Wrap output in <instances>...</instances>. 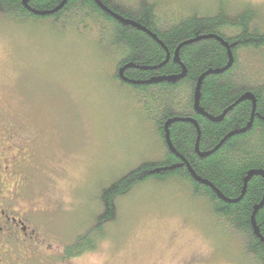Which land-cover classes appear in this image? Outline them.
<instances>
[{
  "label": "trees",
  "instance_id": "1",
  "mask_svg": "<svg viewBox=\"0 0 264 264\" xmlns=\"http://www.w3.org/2000/svg\"><path fill=\"white\" fill-rule=\"evenodd\" d=\"M63 2L0 0V23L94 35L95 45L110 52L109 84L130 106L146 144L134 164L98 185V213L65 255L95 251L117 221L119 199L153 184L200 206L247 264H264V176L245 184L251 173H264V7L238 0H207L204 7L179 0ZM246 94L254 97V113L251 101L240 102Z\"/></svg>",
  "mask_w": 264,
  "mask_h": 264
},
{
  "label": "rangeland",
  "instance_id": "2",
  "mask_svg": "<svg viewBox=\"0 0 264 264\" xmlns=\"http://www.w3.org/2000/svg\"><path fill=\"white\" fill-rule=\"evenodd\" d=\"M179 1L204 7L207 0ZM95 39L0 23V108L38 137L42 164L49 161L47 215L59 246L98 213V185L146 150L133 111L109 84L110 52ZM118 208L107 237L73 264H247L200 206L153 184L135 187Z\"/></svg>",
  "mask_w": 264,
  "mask_h": 264
},
{
  "label": "flooded vegetation",
  "instance_id": "3",
  "mask_svg": "<svg viewBox=\"0 0 264 264\" xmlns=\"http://www.w3.org/2000/svg\"><path fill=\"white\" fill-rule=\"evenodd\" d=\"M38 140L0 108V264H73L84 256L68 258L69 244H57L47 215L49 161L42 164Z\"/></svg>",
  "mask_w": 264,
  "mask_h": 264
},
{
  "label": "water",
  "instance_id": "4",
  "mask_svg": "<svg viewBox=\"0 0 264 264\" xmlns=\"http://www.w3.org/2000/svg\"><path fill=\"white\" fill-rule=\"evenodd\" d=\"M29 0H23V5H27V2H28ZM66 3V0H64V2H63V5ZM39 15H45V14H39ZM120 19V18H119ZM231 63H232V61L230 60V63H229V65H228V67L226 68V69H228L230 66H231ZM184 75H185V72H184V74L181 76V77H184ZM203 79V77L201 78V79H199V81H198V84H197V87H196V91H195V98H196V100H195V108L196 109H198V98H199V87H200V83H201V80ZM243 101H251L252 102V104H253V113H254V107H255V101H254V97L251 95V94H246L241 100H240V102H243ZM198 113L200 114V115H203V116H206V114H204L201 110L200 111H198ZM252 120H253V116L251 117V121H250V124L246 127V129H244L242 132H245V131H247L250 127H251V123H252ZM190 121V120H189ZM192 123H194L195 124V122L194 121H191ZM172 123V121H169V122H167L166 124H165V131L167 132V128H168V126L170 125ZM167 137V136H166ZM208 154H203L202 156L203 157H206ZM252 176H264V173L263 172H253V173H251L250 175H249V177L245 180V184L247 183V181L250 179V177H252ZM200 183H202V184H206L205 182H203V181H201V180H199V179H197ZM263 202H264V200H263ZM263 202H262V204L257 208V209H255L254 210V213H253V217H254V215H255V213L262 207V205H263ZM254 230H255V234L257 235L258 234V232H257V229L255 228V226H254Z\"/></svg>",
  "mask_w": 264,
  "mask_h": 264
}]
</instances>
